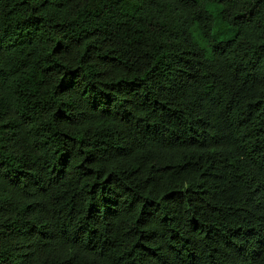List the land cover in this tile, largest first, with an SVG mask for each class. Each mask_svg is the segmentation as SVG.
I'll list each match as a JSON object with an SVG mask.
<instances>
[{"label": "trees", "instance_id": "trees-1", "mask_svg": "<svg viewBox=\"0 0 264 264\" xmlns=\"http://www.w3.org/2000/svg\"><path fill=\"white\" fill-rule=\"evenodd\" d=\"M0 264H264V0H0Z\"/></svg>", "mask_w": 264, "mask_h": 264}]
</instances>
